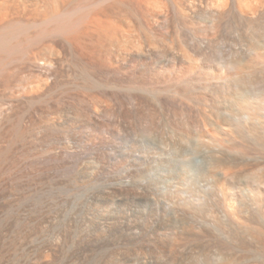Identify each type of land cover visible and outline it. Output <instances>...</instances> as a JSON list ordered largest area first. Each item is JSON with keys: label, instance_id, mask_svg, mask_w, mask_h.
Instances as JSON below:
<instances>
[{"label": "bare ground", "instance_id": "6f19581e", "mask_svg": "<svg viewBox=\"0 0 264 264\" xmlns=\"http://www.w3.org/2000/svg\"><path fill=\"white\" fill-rule=\"evenodd\" d=\"M146 177L173 225L128 186L61 221ZM0 213V264H264V0H0Z\"/></svg>", "mask_w": 264, "mask_h": 264}, {"label": "rangeland", "instance_id": "374dc122", "mask_svg": "<svg viewBox=\"0 0 264 264\" xmlns=\"http://www.w3.org/2000/svg\"><path fill=\"white\" fill-rule=\"evenodd\" d=\"M233 52L237 54L242 53L241 41H240L239 35L236 33V31H234V29H233ZM158 129H160V127H158ZM187 152H194L195 157L194 156L193 157L195 158V163H196L195 166H197L200 171L198 170L196 174H188L186 178L187 184L180 186V190L183 192H179V194H177L181 198L178 196L177 197H178V200L180 199L179 203L181 205H183V203L185 204L186 203L185 201L189 199L191 196L201 195V193L203 195L204 191H206L203 187L205 185V180L202 179V172L204 171V168L207 166L209 160L205 155H203L202 153L200 154L199 152L197 153L195 151H192L191 148ZM233 155H234V158L235 157L240 158V156H237L236 154H233ZM241 161L244 163L254 164L257 161V159H256V156L249 155L246 158L245 157L242 158ZM115 178L116 176L110 177V180H113ZM120 181L121 182L119 183L114 182V181L112 182L109 181L105 183L104 185L103 184L101 185L100 183H98L88 188V190L85 192V194H82V196H76V197L74 196L71 200L72 202L70 201L71 203L69 202L68 204L65 205V208L63 211L64 214L62 213L61 221H68L70 219L71 220L73 219L76 223L79 222V218L82 217L81 210L83 209L82 205L84 204L85 200L92 198L95 194H98L100 192H109L111 189L128 186V188L136 187L140 194L134 197V200L132 201L131 205L128 207L127 213L130 217L129 219L133 221L131 222L132 225H135L137 227H141L144 225H148V226L150 225V227L151 226L157 227L161 225H166V226L173 225L175 216L179 212V210L176 207L178 205H175L174 203H172V198H171L172 193L170 190H168V188H166L167 187L166 185L156 184L149 177H146L143 180L122 179ZM197 193H200V194H197ZM25 203H26L25 201H22L24 208H25V205H27ZM87 225L84 224L85 227L83 226V228L87 230L91 229V227L89 226L90 227L89 228ZM127 234H128L127 235L128 238H134L131 233L127 232Z\"/></svg>", "mask_w": 264, "mask_h": 264}, {"label": "clouds", "instance_id": "9594fccd", "mask_svg": "<svg viewBox=\"0 0 264 264\" xmlns=\"http://www.w3.org/2000/svg\"><path fill=\"white\" fill-rule=\"evenodd\" d=\"M218 264H225L224 260L222 257L218 258Z\"/></svg>", "mask_w": 264, "mask_h": 264}]
</instances>
